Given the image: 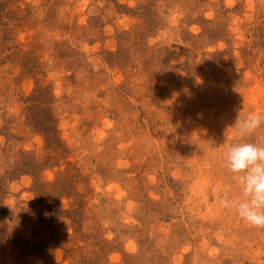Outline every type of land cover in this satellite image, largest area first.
Instances as JSON below:
<instances>
[{"label":"rangeland","instance_id":"obj_1","mask_svg":"<svg viewBox=\"0 0 264 264\" xmlns=\"http://www.w3.org/2000/svg\"><path fill=\"white\" fill-rule=\"evenodd\" d=\"M249 113L264 0H0V264H264L217 198Z\"/></svg>","mask_w":264,"mask_h":264},{"label":"clouds","instance_id":"obj_2","mask_svg":"<svg viewBox=\"0 0 264 264\" xmlns=\"http://www.w3.org/2000/svg\"><path fill=\"white\" fill-rule=\"evenodd\" d=\"M235 126L239 136H251L264 126V113H249L242 120L238 115ZM223 163L239 195L234 197L228 191L218 193L219 205L225 210H234L249 226L264 229V136L258 137L255 143L228 144Z\"/></svg>","mask_w":264,"mask_h":264}]
</instances>
